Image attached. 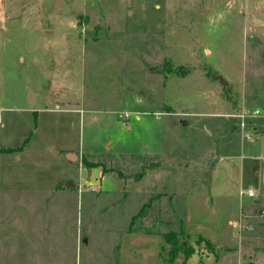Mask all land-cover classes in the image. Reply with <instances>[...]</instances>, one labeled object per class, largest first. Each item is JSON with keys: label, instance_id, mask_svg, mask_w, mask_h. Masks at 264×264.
Listing matches in <instances>:
<instances>
[{"label": "rangeland", "instance_id": "1", "mask_svg": "<svg viewBox=\"0 0 264 264\" xmlns=\"http://www.w3.org/2000/svg\"><path fill=\"white\" fill-rule=\"evenodd\" d=\"M262 209L264 0H0V264H264Z\"/></svg>", "mask_w": 264, "mask_h": 264}, {"label": "crops", "instance_id": "2", "mask_svg": "<svg viewBox=\"0 0 264 264\" xmlns=\"http://www.w3.org/2000/svg\"><path fill=\"white\" fill-rule=\"evenodd\" d=\"M33 95H34V93H33ZM33 103H37V99L35 98L34 99V97H33ZM30 106H32L31 104H30ZM65 153V155L67 154V152H64ZM7 155V154H6ZM10 155V154H9ZM60 155V154H59ZM16 158H19L18 157V155H16ZM66 158V160H68L69 162H72L73 161V159L72 160H70V159H68L67 157H65ZM68 187V186H67ZM73 187H78V185L76 186V184H72V186H69L68 188H73ZM62 189H64V188H60V190H62ZM128 235H130L132 238L133 237H137V236H140V235H142V234H137V232H134V231H130V230H128ZM143 234H145V233H143ZM148 235L150 236V233H148ZM126 236V235H125ZM135 239V238H134ZM134 239H130V243L128 244H119L118 245V250H117V258H118V261H117V263L116 264H167V261H166V258H162L161 257V254L159 253L158 254V259L156 260V262H154V263H150V262H148V260H145L143 263H137V261H136V259H135V257H132L131 255H130V249L132 248V247H135V242H134ZM79 240V239H78ZM227 246H225V249L227 250V249H230V247H228V248H226ZM217 250V252H220V248H217L216 249ZM163 260V261H162Z\"/></svg>", "mask_w": 264, "mask_h": 264}, {"label": "trees", "instance_id": "3", "mask_svg": "<svg viewBox=\"0 0 264 264\" xmlns=\"http://www.w3.org/2000/svg\"><path fill=\"white\" fill-rule=\"evenodd\" d=\"M27 141V138L24 142ZM134 222V221H133ZM133 222L131 224H133ZM149 233V232H146ZM163 239L167 244L170 245L169 254L175 256L177 253L182 252L185 257H188L192 254L193 249L187 245V242L180 238L179 234L170 231L163 234Z\"/></svg>", "mask_w": 264, "mask_h": 264}, {"label": "water", "instance_id": "4", "mask_svg": "<svg viewBox=\"0 0 264 264\" xmlns=\"http://www.w3.org/2000/svg\"><path fill=\"white\" fill-rule=\"evenodd\" d=\"M59 3L60 2L57 1L55 4L58 5ZM251 21H252L253 24L254 23H257V22H261V20L255 18V17H251ZM216 78L220 81V83L222 85H227L228 84L227 81H225L221 76H217ZM28 101H29V103H32L33 102V92L31 90H30V94H29V97H28ZM66 157L68 159L72 160V159L76 158V155L73 154V153H67L66 154Z\"/></svg>", "mask_w": 264, "mask_h": 264}, {"label": "built area", "instance_id": "5", "mask_svg": "<svg viewBox=\"0 0 264 264\" xmlns=\"http://www.w3.org/2000/svg\"><path fill=\"white\" fill-rule=\"evenodd\" d=\"M253 114L258 115V114H260V111L259 110H254ZM243 117H245V116L244 115H241V118H243ZM241 127L242 128L244 127V123L243 122L241 123ZM247 138L251 139V137L249 135H247ZM247 195L248 196H254V192L252 190H249L247 192ZM260 215L261 216H264V209L260 210ZM235 226H238L239 230L242 229V227L240 225V222H236L235 223Z\"/></svg>", "mask_w": 264, "mask_h": 264}]
</instances>
